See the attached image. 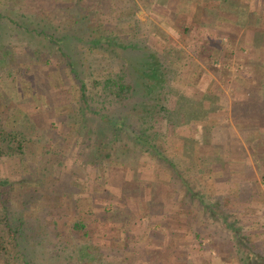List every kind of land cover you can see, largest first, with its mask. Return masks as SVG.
<instances>
[{
    "label": "trees",
    "instance_id": "16d2710c",
    "mask_svg": "<svg viewBox=\"0 0 264 264\" xmlns=\"http://www.w3.org/2000/svg\"><path fill=\"white\" fill-rule=\"evenodd\" d=\"M85 1L74 0L73 5L62 10L59 14L63 16L62 26L51 23L50 17L55 13L52 10L39 9L38 15L35 14L38 25L34 28V32L45 35L51 41V47L57 49L61 57V59L57 58V63L50 69L57 71L59 78L63 74L67 80L65 83L59 79L60 84L54 85V89L72 92L73 98L70 96L66 102L58 105L53 103V93L48 91L51 87L46 84L50 83L49 79L52 76L42 73L44 69L41 71L39 63H43L40 62V52L36 49L33 51L31 59L33 61H27L26 67L35 73L37 89L35 97L38 103L36 100L29 103L39 107L38 115L54 111V117L61 115L63 118H68L56 119L55 122L41 125L42 120L38 115H31V117L24 113L13 123L4 119L2 116L4 110L0 108V165L7 159H18L21 165H28L30 174L29 179L25 180L21 177L13 181L2 176L0 171V264H37L33 262L31 254L24 246L25 229L31 228L26 223L24 214L16 213L13 208L16 192L18 193L22 183L35 185L31 195L28 194L27 200L23 202L24 206H28L37 199V192L46 191L48 187L52 188L49 194H56L61 200V197L68 194L61 169L70 152L75 154L80 165H85L80 167L76 164L77 169L83 174H81L83 177H78L86 183L85 185L94 184L102 179L104 185L110 182L112 189L111 183L115 180L111 175L126 167L124 161L126 154L136 159L148 157L153 160L157 173L151 176L152 184L144 187L147 195L148 217L156 227L163 225L170 234L151 231L149 244L142 245L141 264H148V261L156 264H176L175 258L168 253L171 235L177 240L184 239V235L188 239L196 240V243L192 244L193 251L207 254L211 259L210 262L214 264L227 257H233L232 264H264V249L259 240L260 235L251 236L244 233L242 227L245 225L246 217L230 209L237 204L243 205L247 214L250 208H264V198L254 197L250 202L240 198L242 201L236 200L238 201L236 202L229 198L230 195L218 193L217 189L218 185L228 182V178L230 180L235 178L240 183L242 181L251 183L257 182V173H261V176L264 174V93L259 96L257 89L251 87L246 101L242 102V98L239 97L241 100L234 102L230 107L231 123H223L222 116L215 113L227 108L218 105L220 99L213 91L206 92L200 101H195L187 96L184 90L178 88L176 81L185 65L180 50L172 48L165 52V55L152 51L144 40L137 37L136 27L135 31L129 30L130 26H127V23H123L125 26L121 23L127 22L126 17H130L129 14L127 16L123 14V11H127L123 8V4L128 3L129 0H94L96 5L93 8L88 7ZM201 1L203 5L205 1L210 2L211 6L216 8V12L222 8L221 4H229L232 8L228 9L237 17L236 24L256 33L257 29L255 25H252L257 18L256 12L249 10L238 0ZM133 7L131 3L129 8L133 10L135 9ZM204 11L207 9L203 6V14ZM1 13L0 10V16ZM206 14L210 15V13ZM39 15L45 16L41 18L44 22L42 25ZM23 26L27 31H31L30 25L19 24V27L23 28ZM133 32L135 36L131 38ZM184 32L187 30L184 29ZM252 37L254 45L261 41L257 40L258 36ZM81 44L83 47L79 46ZM84 48L87 54H92L96 49H102L109 55L110 65L114 63L115 50L120 48L124 51V58L120 60L122 63L118 72L104 77L101 81L94 80L95 90L101 89V94L96 98L86 83V77L91 75V71L85 73L83 69L87 64ZM49 58L46 64H50ZM89 70H91L90 67ZM259 76L254 78H257V86L260 81H263V76L260 81L258 80ZM98 91L100 93V90ZM4 95L0 93V103L5 105ZM94 103L98 105V108L94 106ZM52 106L58 108L53 110ZM46 115L48 114L45 113ZM157 117L162 118L168 125H172L174 129L189 125L197 126L198 132L193 133L192 136L183 137L176 133L172 135L181 140V153L187 160L178 162L175 158L169 157L162 148L161 143H167L169 135L156 128ZM231 126L235 127L243 142L236 151L231 146L229 134L224 142L217 141L213 135L215 128L224 127L227 130ZM50 134H56L63 140H67L68 135H72L74 140L69 147L71 151L62 153L59 150L61 142L56 138L47 137L46 139V135ZM32 135L35 137L32 138ZM41 142L45 149L44 155L33 159L36 155L34 149H37L39 146L37 144ZM129 143L133 144L132 147H129ZM246 145L252 150L253 165L247 162ZM202 149L203 152H201ZM52 154L62 155L61 161L52 164ZM191 161H194L196 165V174L201 181L200 189L193 187L180 165V162L189 165ZM232 163L239 164L237 167H231ZM81 192L87 193L83 189ZM107 195L110 194L96 199L93 198V193L89 194L92 201L102 204L103 208L99 214L91 209L85 211L90 217L88 221L81 214L70 222V230L74 238H90L88 224L92 215L97 214V221L102 220L104 223L106 221L103 218L113 213L115 218H111L112 223H116L121 221V215L128 214L122 206L117 211H113L114 203L110 197L107 198ZM178 195H181L185 202L196 205L197 210L207 213V219H213L221 226L214 227L213 224L203 223L200 230H195L188 224V220L184 224V217L178 211L173 213V210L168 207L169 204H177L175 202ZM167 207L168 209L165 210L164 208ZM44 208L48 209V206L44 205ZM79 212L81 213V210ZM195 216H199L197 211L193 217ZM185 218L188 219L189 216ZM52 223L56 225L55 222ZM48 234L43 235L48 236ZM58 235L63 237L60 231L57 232ZM205 241L209 243L208 246H205ZM134 247L139 248L137 244H134ZM185 247L181 245L177 249L182 250ZM213 251L216 253L214 257L211 256ZM57 252L54 255V264L57 261L68 264L70 257L62 256ZM61 258H65L68 262Z\"/></svg>",
    "mask_w": 264,
    "mask_h": 264
},
{
    "label": "rangeland",
    "instance_id": "374dc122",
    "mask_svg": "<svg viewBox=\"0 0 264 264\" xmlns=\"http://www.w3.org/2000/svg\"><path fill=\"white\" fill-rule=\"evenodd\" d=\"M130 2L135 9L131 10L129 8L131 6ZM256 3L262 10L259 14V18L252 22V25H255L254 27H256L257 31L254 33L255 31L250 30V32H252L250 38L254 35L258 36L257 40H261L264 38V0H256ZM73 4L74 0H0V10L2 11L0 16V93L2 92L5 94L4 98L6 103L5 105L4 103H0V108L4 110L2 116L5 120L14 123L20 116H23L24 113H27L29 116L38 115L39 107H35L29 103L32 100H36L38 103L35 97L37 91L35 86V73L32 69L26 68L28 65L27 61H33L31 59L35 49L40 52V62L44 64L39 63L41 71L44 69L42 73L52 76V78L49 79L50 83L46 84L51 87L48 91L53 93V103L58 105L59 103L66 102L70 96L73 98L74 95L72 92L60 91L57 88L54 89V85L59 86V79L63 80L65 83L67 82L63 74L59 78L58 72L50 69L51 66L54 67L57 63V58L61 59V57L57 49L51 47V41L48 40L45 35L34 32V28L38 25L35 14L38 15L37 12L39 9L54 11L55 13L50 17L52 18L51 23L53 22L55 25L62 26L63 20L61 18L63 16L61 17L59 14L63 9L69 8ZM85 4L93 8L96 5V1L86 0ZM198 4L199 0L197 2L194 0H129L128 3L123 4V8L127 9V11H123V14L125 16L129 14L130 17H126L128 19V21L126 19L127 22L122 21L121 23H127V26H130L129 30L134 29L135 31L136 27L137 37L141 38L140 40H144L152 51L165 55V52L173 48L180 50L184 57L185 43H189L187 39L188 36H201L210 33V30L201 26V23L200 25L197 24L199 27L196 26L195 22L200 18V10L202 15L201 7H206L207 11H204V15L205 18L209 17L208 20L206 19V22L211 21L209 27H211V29L214 27L212 24L215 23V18L212 19L211 16L206 14L211 11L210 2L205 1V5L201 3V7ZM221 6L222 8L220 9H222V11L232 8V6L226 3L221 4ZM212 9H214V7ZM215 12L216 11H214L213 14H215ZM56 13L58 15H56ZM38 17L41 21V18L45 16L39 15ZM48 20L50 19L48 18ZM20 23L30 25L31 31H27L25 26H23V28L19 27ZM40 24L42 25L44 22L41 21ZM194 25L196 27H194ZM191 27H194L195 30L192 28L190 32ZM184 29H188L187 32H184ZM134 36L135 34L133 32L131 38H134ZM223 42L227 50L236 51L238 54H241L240 52L243 54L248 52L246 46L237 47V45L232 44L229 39ZM79 46L83 47L82 44ZM85 50L84 48V53ZM114 55V63L110 65V57L102 49H96L92 54H84V58L87 61V64L83 67L84 72L87 73L91 71V75L86 77V83L89 85L88 88H90L95 98L101 94V89H98L100 93L98 90H95L94 80L101 81L104 77L119 71L122 63L120 60L122 61L124 58V51L117 48ZM47 58L50 59V64L45 63ZM231 62L232 64L231 67L228 68L226 79L235 80L239 77L241 71L239 64L240 60L237 56H233ZM209 63H211V60L206 61V65L208 66V70L206 71L207 74L209 75L211 72L213 76L217 78L221 77L219 76L221 72L213 71L214 67L221 71V69H223L221 63L214 67L210 66ZM89 67L91 70H89ZM180 78L181 76L179 75L176 81L178 88L182 89V91H186ZM183 78L186 79L185 76H183ZM191 79H193L192 76H189L187 80ZM228 80H226L227 83L223 85V89H220L222 92H224L229 85ZM210 84L211 83H209V85ZM213 90L214 89L211 91ZM227 91L228 94L233 97V91L230 86ZM256 93L257 92H255V94ZM40 98L42 99L43 97ZM222 99H224V97H222ZM94 104V106L98 108V105L96 103ZM57 108L54 107L53 110ZM226 108L227 110H219V115L223 116V123H231L229 105H227ZM53 112L54 111L45 112L48 114L46 116L45 113L41 116H39L40 114L38 115L43 122H41V125L50 124L51 122L57 121L56 119L66 120L68 118H63L61 115L54 117ZM155 121L156 128L169 135L168 142L161 143L163 146L162 148L167 152L168 156L175 158L178 162L179 160H187L181 153V140L178 137L172 136L175 133L179 135L182 134V127L174 129L172 125H168L162 118L158 117ZM195 127L194 125L191 126L192 133H197L196 129H194ZM223 128L221 130L224 132L226 128H224L225 130ZM26 131L28 132V129H26ZM226 132L230 137L232 135L236 136L231 137V146L234 147V149L239 148L238 146L242 145L243 142L239 138V134L235 127L231 126L227 128ZM31 137L34 138L35 136L32 135ZM47 137L56 138L57 141L61 142L59 150H61L62 153H69L71 151L69 147H71V143L74 140L72 135H68L67 140H63L56 134L46 135V139ZM42 144L43 142L37 144L39 146L37 149H34L36 155L33 159L37 158L39 155H44L45 149ZM132 145V143H129V147H132ZM245 149L247 153V162L253 165L251 157L252 150L247 145ZM61 156L60 154L58 156L52 154V164L59 163L61 161ZM77 160L73 152H70L68 157L64 160V167L61 170L64 174V184L68 194H66L65 197H61V200L58 199L56 194H49V190L52 188L48 187L46 191L41 192L40 190L37 192L36 195L38 197L30 203L31 205L24 206L23 202L27 200L28 194L31 195L35 185L22 183L18 188V193L16 192L17 195L13 203V208L16 213L21 212L24 214L26 223L29 224L31 228L25 229L24 232V246L27 248V252L31 254V259L37 264H54V255L55 252L58 251L57 253L62 256L66 255L70 257L68 264H141V259L143 258L141 257L142 245L144 244L147 246V244H149L148 240H150L152 229L158 233L170 234L167 229L163 228V225L156 227L155 223H152L150 217H148V207L146 204L147 195L144 190V184L148 182L152 184L151 176L157 173V168L153 160H150L148 157L136 159L133 158L132 155L126 154L124 157L126 167L122 171L117 170L120 171V173H115V184H112L113 189L109 185L110 182L104 185L102 179H99V181H96L94 184L88 183V185H85L86 183L78 177L83 176H81V170L77 169L78 165L76 164H79L80 167H84L85 165H80V162ZM238 164L239 163H232L230 166L237 167ZM180 165H182V169L184 173L187 174L193 187L200 189L201 181L196 174L197 169L195 162L191 161L189 165L180 162ZM28 168V165H21L18 159H7L0 165L2 176L10 178L13 181L19 180L21 177L25 178V180L29 179L30 174ZM126 169L129 170L126 176L124 174L122 175ZM131 171L135 173H133L135 175L134 178L139 176L138 184H135L136 182H131V180H133L132 174L130 173ZM110 174H108L109 177ZM161 174H163V172ZM117 176H120L124 183L121 180H117ZM257 176V182L249 183L242 181L240 184L237 183V179L233 178L230 180L228 178V182H224L225 184L217 186L218 193L225 194L226 196L234 195L235 198H242L245 202H250L254 197L258 196L264 198V174L261 176V173H257ZM109 177L108 180L110 181ZM130 178L132 179L130 180ZM138 180L136 178V181ZM140 184H143V186ZM82 189L87 193L82 194ZM106 190L108 192H106ZM63 191H65V189H63ZM91 193L94 194L93 198L96 199L99 196L110 194L111 196L107 195V198L110 197L114 203L113 211H117L123 207L128 214L121 215V221H116V223H112L111 218H115L113 213L103 218L106 222L103 223L102 220L97 221V214L102 210L103 205L92 201V197L89 196ZM176 198L177 200L175 203L184 204L186 206V211L183 210L190 215L188 224L193 226L195 230H200L203 223L213 224L212 226L214 227L221 226L213 219H207V213L205 214L204 211L200 209L197 210L195 207L196 205L188 201L185 202L181 195L176 196ZM226 199H228V197ZM44 205H47L48 209H45ZM229 206L230 204L228 208ZM242 206L237 204L230 209H233L234 212H238L242 217H246L244 218L245 225L242 227L244 233L251 236L259 234V240L264 249V208H250L246 214ZM59 207L60 209H58ZM91 207H93V209ZM90 209L93 210L94 213H97L91 216V221L88 224L90 228V238H74L73 232L70 230V222L80 217L81 214L85 217V220L88 221L90 217L85 211ZM80 210L81 213L79 212ZM195 210L198 212L199 216H195L194 218L193 216L196 213ZM51 221L55 222L56 225ZM58 231L63 233V237L57 236ZM47 233H49L48 236L43 235ZM169 237L170 255L175 258L176 264H214L210 262L211 259L207 254L193 251L192 244L196 243V240L188 239L187 236L184 237L180 244H183V241L185 242L183 246L186 247L180 250L177 249L178 240L175 239L173 235ZM134 244H137L139 248H135ZM204 244L205 246L209 245L207 241H205ZM215 255L216 253L213 251L211 256L214 257ZM63 260L66 259L64 258ZM231 262H234L233 257H227L215 264H232ZM55 264H61V262L57 261ZM65 264L67 263L65 262ZM148 264L156 263L148 261Z\"/></svg>",
    "mask_w": 264,
    "mask_h": 264
},
{
    "label": "crops",
    "instance_id": "0c3cea01",
    "mask_svg": "<svg viewBox=\"0 0 264 264\" xmlns=\"http://www.w3.org/2000/svg\"><path fill=\"white\" fill-rule=\"evenodd\" d=\"M238 1L241 2L244 6H246L249 10L255 11L256 12L255 14L257 15L256 19L259 18L260 16L259 14L262 9L260 6H257L256 0L255 1L254 0H238ZM201 3L202 1L199 0L198 5L200 7H201ZM212 8L213 7L210 4L211 11L213 12L216 10L215 7L214 9ZM211 11L209 12L210 13L209 16H211L212 19L214 18L216 19L213 25L214 27L212 29L211 27H209L211 24V21L206 22L209 19V17L205 18V15L203 13L201 15V10L199 11L200 18L196 20L195 22L197 27H199L197 24L200 25L201 23V26L209 29L210 33L206 35H201V36L190 35L187 37L189 43H185L186 46H184L185 51H184L183 60H184L185 65L182 69L180 79H181V82L184 84V86L183 85L182 86L186 89L185 94L187 96H190L195 101H200L206 92L214 89L213 92L216 90L217 92L215 91L214 93L220 99L218 102V105H221L223 107H226L227 105L231 107L234 102H239L241 100L239 99V97L242 98L241 100L242 102L246 101L247 100L246 97H248V93L251 92V87L254 89H257L258 95L262 96L261 94L264 93V80L262 79L263 81L261 82L260 78L262 76L264 78V38L261 39L262 40L261 42H258V43L255 42L256 45H254L253 37L250 38V34L252 33L250 32L251 29L242 28L239 25H237L236 24L237 17L233 13H231L232 11H230L229 9L227 11H222V9L221 10L219 9L218 12H216L215 14H213ZM196 26L194 25V27ZM194 27H191L190 32L192 28L193 30H195ZM227 39H229L232 44H236L237 47L246 46L248 48L247 49L248 52L245 54L240 52L241 54H238V52L236 51L227 50L223 42L224 40H227ZM233 56L234 57L237 56V58H239L240 60L239 64H240L241 71L237 79L228 80L226 79V76L228 75V68L231 67V64H232L231 60ZM207 60L208 61L211 60V63L209 64L210 66H213V67L220 65L221 63L222 68H223L221 69V71L216 69V67H214V70H213V71L221 72V74L219 73L220 74L219 76L221 77L217 78L216 76H213L211 72L210 74L212 76L210 74L209 75L207 74L206 72L208 70V66L206 65ZM258 75H260L258 79L260 82H259V85L257 86L256 85L257 78L256 79L254 78ZM183 76H185L186 79H184ZM189 76H192L193 79L187 80ZM226 80H228L229 85L228 86L225 85L227 86V88L225 89L224 92H222L220 89H223V85L227 83ZM209 83L211 84L209 85ZM229 86L231 90L233 91V97L230 94H228L227 90ZM219 91H220V94H219ZM252 93H254L253 90H252ZM222 97H224V99H222ZM215 114L219 115V111ZM196 127L194 129H197ZM221 129L222 128H218V127L215 128L213 130V135L215 138H217V141L220 140L224 142L226 141V138H228V134L224 128H223L225 130L224 132ZM182 131L183 132H181L182 134H180V136H183V137H187L190 135L192 136L193 134L190 125L184 126V128L182 127ZM196 131L198 132V130ZM232 136H235V135H232ZM201 152H203V149L201 150ZM127 171L129 170L126 169L122 173V175L124 174L126 176ZM115 173H120V171L115 172ZM115 173L112 176L116 177ZM130 173L132 174V178H133V180H131L132 178H130L131 182H136L135 184H138L139 176L136 177L138 180L136 181V178H134L135 173L133 171H131ZM117 177H118V179L116 178L117 180H121L120 176H117ZM121 181L123 182V180ZM237 183L240 184V181H237ZM111 184H115V183L112 182ZM150 184L151 183L148 182L144 184V187L150 186ZM140 185L143 186V184H140ZM233 197L234 195L230 196V199L233 201H236V200L242 201V199L238 197L236 198L235 197L233 198ZM168 207L171 210H173V213L178 211V213L182 217H184V220H183L184 224H185V221L187 222V220L190 218L189 213L185 212L187 208L184 204L177 203L174 205V203H172V204H169ZM168 207L164 209L167 210ZM187 216H189L188 219L185 218ZM184 237H186V235H184ZM181 240H182L181 238L178 240V244H177L178 247H181V245L183 246L185 244V242L183 241H182L183 244H180ZM168 253L170 255V242L168 245Z\"/></svg>",
    "mask_w": 264,
    "mask_h": 264
}]
</instances>
